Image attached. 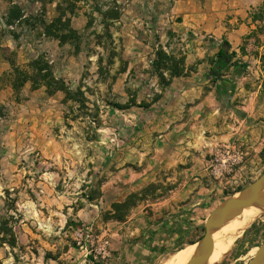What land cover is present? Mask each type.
<instances>
[{
	"label": "rangeland",
	"instance_id": "374dc122",
	"mask_svg": "<svg viewBox=\"0 0 264 264\" xmlns=\"http://www.w3.org/2000/svg\"><path fill=\"white\" fill-rule=\"evenodd\" d=\"M218 2L0 0V219L10 216L15 240L12 249L0 243V264H127L120 246L141 232L133 264H163L202 236L209 213L233 194L207 169L202 205H190L189 194L179 203L187 216L173 219L168 184L118 192V136L121 121L161 87L151 65L156 50L172 64L183 61L180 75L195 69L197 62H184L189 42L208 47L209 39L185 29V12L196 13L201 26L208 12L219 11ZM12 6L19 20L7 17ZM250 17L256 27L250 38L263 50L264 0ZM55 19L68 21L75 35L56 23L47 28ZM56 34L65 41L58 43ZM38 56L69 89L67 98L48 96L40 86L32 90L28 82L12 90L18 82L10 63L29 76L26 65ZM160 74L165 83L169 73ZM245 168L242 188L263 171L264 158ZM118 228L128 232L123 241ZM263 240L264 211L215 264H247L248 252Z\"/></svg>",
	"mask_w": 264,
	"mask_h": 264
},
{
	"label": "crops",
	"instance_id": "0c3cea01",
	"mask_svg": "<svg viewBox=\"0 0 264 264\" xmlns=\"http://www.w3.org/2000/svg\"><path fill=\"white\" fill-rule=\"evenodd\" d=\"M262 2L219 0V11L214 15L208 12L201 26L196 22V13L185 12V29L206 35L209 45L190 41L191 54L184 62H197L195 69L170 79L154 91V99L145 108L134 109L129 121H121L118 192L168 184L172 188L167 203L176 201L172 204L176 206L173 219H180L187 216L186 205L179 206L187 195L192 194L190 205H202L208 160L217 146L236 139L250 164L264 158V54L263 60L260 58L264 49L250 38L256 28L250 12L259 9ZM222 40L234 58L214 80L209 61ZM140 223L136 221L137 228ZM124 230L115 231L118 240L126 239ZM141 234L130 244L120 246L127 264H133L136 254H141Z\"/></svg>",
	"mask_w": 264,
	"mask_h": 264
},
{
	"label": "trees",
	"instance_id": "16d2710c",
	"mask_svg": "<svg viewBox=\"0 0 264 264\" xmlns=\"http://www.w3.org/2000/svg\"><path fill=\"white\" fill-rule=\"evenodd\" d=\"M8 19L12 18L15 20H19L22 16L18 11L16 6H12L11 9L7 13ZM53 23H56L60 26V30L67 29L68 34L74 36V32L68 28V21L65 24L60 23V19H55L51 24L46 26L50 28ZM67 24V27H66ZM66 36H62L61 34H56L54 39L58 41V43H63L65 41ZM229 47L228 44L222 40L218 46L217 52L215 53L213 60L209 61L210 65V76L213 79H217L219 77L218 73L226 67V65L230 62L231 59L234 58V53H227ZM173 58L171 56H166L161 50H156L154 53V60L151 63L154 72L157 75L158 81L160 82V86L164 87L168 84L170 79L176 78L181 76L178 70V67H183V61L178 60L177 62L173 63ZM170 64V66H169ZM243 68V66H240ZM10 68L16 74V82L17 84H12L11 88L14 91H17L24 83L28 82L32 90L36 89L38 86L43 87L45 90L46 95L51 96L56 92L63 94L66 98L70 95V91L63 82L59 79H55L50 71L49 65L45 62L44 59L41 57H36L35 59L31 60L27 65L26 68L29 69L30 75L27 76L23 72H19L16 68L10 63ZM175 69V72H172V69ZM164 70L169 73V79L164 83L161 71ZM239 191V190H238ZM8 205H6V209H8ZM112 208H117V206H112ZM10 219V216L0 219V236L4 237L6 240L0 238V243L5 244L8 248L12 249L15 245L14 236L12 233L11 228L8 226L7 221Z\"/></svg>",
	"mask_w": 264,
	"mask_h": 264
},
{
	"label": "water",
	"instance_id": "95a60500",
	"mask_svg": "<svg viewBox=\"0 0 264 264\" xmlns=\"http://www.w3.org/2000/svg\"><path fill=\"white\" fill-rule=\"evenodd\" d=\"M248 208L264 211V169L253 182L219 203L209 213L203 224L202 236L191 244L194 249L185 264H206L211 255L213 236ZM247 264H264V240L256 247Z\"/></svg>",
	"mask_w": 264,
	"mask_h": 264
},
{
	"label": "built area",
	"instance_id": "2783aa9c",
	"mask_svg": "<svg viewBox=\"0 0 264 264\" xmlns=\"http://www.w3.org/2000/svg\"><path fill=\"white\" fill-rule=\"evenodd\" d=\"M247 165L248 156L242 145L232 139L215 148L208 160L207 169L211 177L217 180L219 185L222 184L223 191L229 190L234 194L246 184L247 177L243 171Z\"/></svg>",
	"mask_w": 264,
	"mask_h": 264
},
{
	"label": "bare ground",
	"instance_id": "6f19581e",
	"mask_svg": "<svg viewBox=\"0 0 264 264\" xmlns=\"http://www.w3.org/2000/svg\"><path fill=\"white\" fill-rule=\"evenodd\" d=\"M260 213L262 211L256 208L245 209L234 219L222 226L212 238V251L206 264L217 263L227 252L232 242L256 220ZM193 249L194 246L191 245L179 249L163 264H185Z\"/></svg>",
	"mask_w": 264,
	"mask_h": 264
}]
</instances>
